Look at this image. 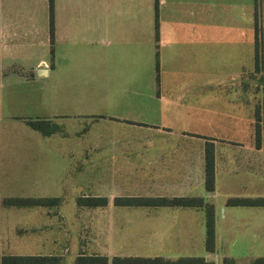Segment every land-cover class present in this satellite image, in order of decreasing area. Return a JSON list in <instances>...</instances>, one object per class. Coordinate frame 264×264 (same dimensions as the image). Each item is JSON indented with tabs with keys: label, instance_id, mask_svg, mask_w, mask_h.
Wrapping results in <instances>:
<instances>
[{
	"label": "crops",
	"instance_id": "0c3cea01",
	"mask_svg": "<svg viewBox=\"0 0 264 264\" xmlns=\"http://www.w3.org/2000/svg\"><path fill=\"white\" fill-rule=\"evenodd\" d=\"M255 18L257 26L264 22V0H52L50 36L48 0H0V107L14 108V114H1L26 125L47 119L59 126L46 135L37 130L46 140L40 145L15 147L13 164H6L7 149H0L4 185L12 170L15 185L45 187L34 195L2 196L0 205L39 207L34 212L48 219L14 227L16 235L30 234L36 253H13L19 243L7 238L11 227H0V264H35L3 263V255L58 257L36 264H83L77 256L102 254L116 244L124 248L130 233L146 234L143 245L155 251L151 256L234 264L219 244L242 235L243 223L262 235L264 211H239L225 200L239 195L233 192L238 186L264 183L262 150L192 123L217 115L244 122L250 116L245 77L252 63L246 66L245 58L249 39L253 60ZM69 120L75 123L66 125ZM92 123L97 127L87 138ZM205 141L213 146L211 190L203 183ZM223 182L231 183L222 189ZM73 186L74 202L76 196L99 195L114 206L103 214L109 236L104 249L101 242L94 247L99 252L70 249L75 241L66 220L59 221L67 218L59 207ZM33 196L58 197L59 204L3 203ZM115 196L201 197L213 205L214 249L204 248L202 207L121 205L113 203ZM235 218L243 220L230 221ZM68 251L72 258L65 261ZM219 255L231 262L219 263ZM258 256L264 255L250 257L249 264Z\"/></svg>",
	"mask_w": 264,
	"mask_h": 264
},
{
	"label": "rangeland",
	"instance_id": "374dc122",
	"mask_svg": "<svg viewBox=\"0 0 264 264\" xmlns=\"http://www.w3.org/2000/svg\"><path fill=\"white\" fill-rule=\"evenodd\" d=\"M258 26L260 31V43L262 46V51H264V22H260ZM248 35V34H247ZM251 42L249 39L247 40V51H246V66H249L250 62L252 63V70L246 73V97L252 104V109L250 110V116L243 121H226L227 118L221 115L211 116L212 120L199 122L200 120H195L192 124L196 126L199 130L205 131L207 134H212L215 137H223L230 140H235L241 143L249 144L254 147L255 138H254V110L253 106L255 104H260L262 106V117H263V124L262 127L260 126V133H259V147L261 149V159H262V174L264 175V57L263 63L259 62V70L254 71V63L253 60L251 61V53L252 47ZM262 64V65H261ZM197 78L199 80V74H197ZM197 88V87H196ZM221 90H215V95L219 94ZM195 94L199 96L201 94V89H199ZM203 94H208L205 92ZM7 96L9 100L13 99V92L8 93ZM248 108V107H247ZM2 112H7L8 114H14V108L12 105H7L5 107H0V149L6 148V164H13L15 162V154L14 148L15 147H24V146H31L34 143L41 144L44 143L45 138L38 132L30 128L28 125L24 124L23 122L13 120V118H3ZM260 111V110H259ZM40 113V111H38ZM17 114V113H16ZM203 117V116H202ZM246 117V116H245ZM244 117V118H245ZM249 118V121H248ZM67 123H75L74 121H65ZM260 124L262 123L261 120L258 121ZM97 126L92 123L90 129L87 131V138L92 137L94 134V129ZM59 139V138H56ZM255 148V147H254ZM13 175V171H7V179L5 185L3 181H0V199L2 196H9V195H34L39 193L37 189H44L45 187H36V186H18L15 185V182L12 181L10 178ZM227 181H232L227 179ZM231 183V182H226ZM223 188L228 187L226 184L224 186V182L222 183ZM234 184V183H233ZM253 185L250 186L249 189H243L241 187H237L238 189H233L237 194L235 196H255L254 194H261L264 196V183L254 182ZM78 191V187H70L66 196L67 201L63 202L59 207V210L62 211L65 215L67 213V218L61 217L59 221L62 224L66 220V226L69 231H71V243L72 246L70 247L71 251L73 252H91L97 251L94 247L97 246V243L101 242L104 247L108 244L107 239L109 236V226L108 218L103 217L105 211L114 208L111 202H106L102 206H93V207H85V206H78L74 202V194ZM230 192V191H229ZM2 200V199H1ZM1 202V201H0ZM76 204V205H75ZM234 209L237 210H244V211H264V206L257 205V206H247V205H238L235 206ZM40 211L39 207H3L0 205V227L1 230H11L6 233L7 238L12 242L13 240L19 243V250H14L13 253H36L37 248L36 245H33L29 240H31L30 234H22L16 235L14 232V227H33L40 225L41 223L47 222L44 215H38L37 212ZM102 215V216H100ZM53 218V217H52ZM53 219H49L51 222ZM243 220V219H242ZM241 219L235 218L231 219L230 221H242ZM241 227L242 235H233L230 242L226 243L223 241V244H219L218 250L222 252L224 256L232 257L234 260V264H249V259L252 256L257 255H264V233L262 235L258 234L259 236H255L251 233V229L249 227L250 224H242ZM146 235L143 233H139L134 235L133 233L127 234L124 237L123 243L126 244L124 248H117L119 247L118 244L115 246V250H103L101 253L102 255L106 254V256L110 257L112 254L118 255H129V254H140V255H148L151 256L152 252L148 249L144 248V244L142 237ZM120 236V235H118ZM115 234V239L118 238ZM130 240H129V238ZM101 240V241H100ZM77 241V242H76ZM144 244V245H143ZM77 250V251H76ZM99 252V250L97 251ZM138 252V253H134ZM53 253H56L54 251ZM219 255L218 262H222V256ZM65 261L72 258V255L68 253L64 256ZM217 260V259H216ZM108 264H111L108 262Z\"/></svg>",
	"mask_w": 264,
	"mask_h": 264
},
{
	"label": "trees",
	"instance_id": "16d2710c",
	"mask_svg": "<svg viewBox=\"0 0 264 264\" xmlns=\"http://www.w3.org/2000/svg\"><path fill=\"white\" fill-rule=\"evenodd\" d=\"M49 8V33L52 35V0H48ZM260 31L256 24V18L254 22V42H253V63L254 71L259 70V62L263 63L264 51H262L261 43L259 42ZM262 65V64H261ZM254 110V147L258 148L259 143V133L260 126L263 124L262 106L260 104H255L253 106ZM260 110V111H259ZM261 120L260 124L258 121ZM26 123L40 131L42 134L46 135L59 129V126L47 119H29ZM204 187L207 190L213 188V146L211 141H205L204 143ZM6 205H16V206H32V205H42L51 206L59 204V198L54 196H33V197H10L3 200ZM107 202L105 196H93V195H80L75 197V203L78 206L93 207L102 206ZM114 204L121 205H143V204H169V205H196L200 206L204 210V248L208 251L214 249V215H213V205L207 201H203L201 197L198 196H115L113 197ZM225 203L228 205H250L264 206V196H229L226 198ZM57 256H39V255H3L1 256V261L3 263H43L46 261L57 260ZM77 262L83 264H106L108 261L114 264H214L211 260H206L203 256H178L174 259H168L162 256H142V255H127L118 256L113 255L108 258L106 255L95 254V255H82L76 257ZM223 262H231L230 258L224 257ZM256 264H264V256H258L253 259Z\"/></svg>",
	"mask_w": 264,
	"mask_h": 264
}]
</instances>
